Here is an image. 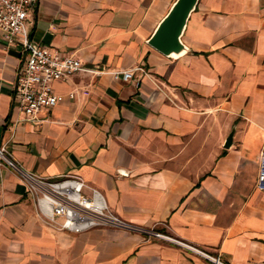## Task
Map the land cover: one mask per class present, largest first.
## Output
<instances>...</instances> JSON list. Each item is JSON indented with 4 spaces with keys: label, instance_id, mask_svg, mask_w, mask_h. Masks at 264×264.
<instances>
[{
    "label": "crops",
    "instance_id": "1",
    "mask_svg": "<svg viewBox=\"0 0 264 264\" xmlns=\"http://www.w3.org/2000/svg\"><path fill=\"white\" fill-rule=\"evenodd\" d=\"M174 1L38 0L30 39L84 70L53 82L64 100L27 120L13 99L24 56L0 40V146L38 176H80L133 226L225 264H264V0H200L188 52L171 59L146 41ZM0 264L214 263L127 228L59 229L0 160Z\"/></svg>",
    "mask_w": 264,
    "mask_h": 264
},
{
    "label": "built area",
    "instance_id": "2",
    "mask_svg": "<svg viewBox=\"0 0 264 264\" xmlns=\"http://www.w3.org/2000/svg\"><path fill=\"white\" fill-rule=\"evenodd\" d=\"M37 1L0 0V40L8 48H18L24 56L22 65L15 71L13 99L16 108L31 121L36 120L41 111H49L64 100V95L54 92L53 82L65 81L84 70L82 63L74 56L30 39L26 22L35 14ZM137 70L142 71L140 68ZM114 76H121L124 81L133 77L129 71ZM73 95V92L68 94L70 98ZM0 160L19 174L27 194L33 199L38 216L59 229L84 231L96 226L127 228L175 243L206 256L214 264H225L219 258L208 256L177 238L122 220L109 210L100 190L87 185L80 176H38L22 169L2 146ZM255 188L264 193V146L259 150Z\"/></svg>",
    "mask_w": 264,
    "mask_h": 264
},
{
    "label": "water",
    "instance_id": "3",
    "mask_svg": "<svg viewBox=\"0 0 264 264\" xmlns=\"http://www.w3.org/2000/svg\"><path fill=\"white\" fill-rule=\"evenodd\" d=\"M200 0H175L167 13L157 23L153 33L146 41L147 45L166 58L176 59L186 52L182 37L191 14ZM234 128L229 132L224 147L231 144Z\"/></svg>",
    "mask_w": 264,
    "mask_h": 264
}]
</instances>
